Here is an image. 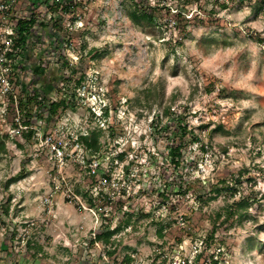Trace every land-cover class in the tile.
Instances as JSON below:
<instances>
[{
    "label": "rangeland",
    "instance_id": "obj_1",
    "mask_svg": "<svg viewBox=\"0 0 264 264\" xmlns=\"http://www.w3.org/2000/svg\"><path fill=\"white\" fill-rule=\"evenodd\" d=\"M4 1V30L32 12L61 19L22 47L19 100L35 83L69 103L34 111L42 130L26 137L15 101L0 97V264H181L200 253L195 264H264V0H77L73 12L58 10L64 0ZM57 126L100 131L86 153L103 162L95 177L74 160L54 166L35 132ZM180 142L172 159L167 145ZM106 168L116 186L96 194ZM109 228L108 242L95 239Z\"/></svg>",
    "mask_w": 264,
    "mask_h": 264
},
{
    "label": "built area",
    "instance_id": "obj_2",
    "mask_svg": "<svg viewBox=\"0 0 264 264\" xmlns=\"http://www.w3.org/2000/svg\"><path fill=\"white\" fill-rule=\"evenodd\" d=\"M15 1V0H12ZM11 3H6L4 0L0 1V11L9 9ZM6 33V34H2ZM0 37L3 38V46L0 47V97L7 95L12 101L16 103L15 117L13 128L19 134L27 130H42L40 127H34L33 125H26L21 122V116L24 112L21 111L19 106V93L18 87L24 88L23 78V59L21 55L22 45L18 42V35L16 26L12 27V30H4L0 25ZM18 81L19 83H16ZM22 88V89H23ZM105 107V106H104ZM22 112V113H21ZM39 136L40 145L49 149L51 154L50 159L53 161L55 167L61 170L70 160L77 161L80 165L87 168L88 174L95 177L99 173V168H103V162L95 154L90 158H86V153L91 151L87 149L80 137L82 135H88V129H69L65 126H57L54 130L42 134L35 132ZM116 162L117 159H116ZM106 165V164H105ZM108 167V166H105ZM110 167V166H109ZM107 173V174H106ZM110 170L106 168L105 175L96 179V183L93 186V191L96 194H100L110 186H116V182L113 178L109 177ZM49 202V198L45 199ZM194 259L188 261L183 260L181 264H193Z\"/></svg>",
    "mask_w": 264,
    "mask_h": 264
},
{
    "label": "trees",
    "instance_id": "obj_3",
    "mask_svg": "<svg viewBox=\"0 0 264 264\" xmlns=\"http://www.w3.org/2000/svg\"><path fill=\"white\" fill-rule=\"evenodd\" d=\"M32 1V4H35L37 0H30ZM136 2L137 1H145V0H135ZM62 2V1H61ZM57 5V2H52L51 4H46L47 6V9H55V6ZM77 0H74L73 2H70V1H67V0H64V3H60V5H58V10L61 11V10H66L69 8V5H71L73 7L72 9V12L74 11V7L77 6ZM183 13L182 10L179 9V12L177 14H175L176 16H179ZM41 16L42 14L39 12L38 14H34L33 12L30 13V15H22L20 16V18L18 17L17 19V23H16V31H17V35H18V42L21 43L22 45H25L27 46L28 45V38L30 37V34H31V30L39 25L45 27L48 29V32H50V30H58V28H56L57 26V22H60V18L58 15L57 17H55L51 22H49L48 24H44V22L41 19ZM154 16L155 14L153 13H150V14H147L146 12H143L142 14L138 13V12H134L132 14V18L135 20V21H138L139 19L141 18H146L148 19L149 21L153 22L154 21ZM50 29V30H49ZM32 45H34V48L35 46L37 45V42H33ZM39 48L36 49V51L38 50ZM40 52H38L39 54ZM82 78H80L81 80ZM79 80V81H80ZM16 83H19L18 81H16ZM34 86L30 85L28 86V90H26V93L24 92L23 93V96L22 98L20 99V102H19V106H20V109L22 112L24 113H29L28 114V117H29V120H26L24 123L26 125H30V119H33V114L34 111H39V110H42V111H48L49 115L50 116H53L59 109H62V108H66L68 103H69V100L65 99V98H61L59 100H50L49 98V95H50V92L49 94H47L48 91H45L46 94L44 93H41L40 90L42 89H50V84L49 85H44V86H40L38 84H33ZM79 85H81V81L78 82V84L76 86L79 87ZM47 97V99H46ZM42 98V99H40ZM105 111H104V117L108 116V113H109V107L108 105H106L104 107ZM32 114V115H31ZM180 130L182 132V134L185 136H187V134L189 133L187 128L186 127H183V126H180ZM25 136L26 137H29L32 135L33 131L32 130H27V131H23V133H25ZM100 131H96V130H91L89 132L88 135H82L80 137V140L82 141V143L84 144V146L87 148V149H90L91 151H97L98 148H99V139H100ZM5 148V141L3 140V142H0V149H4ZM167 148H168V155L172 158V159H179L180 157H182V149H183V144L180 142L178 145H167ZM119 157H123V154H120ZM175 165L176 166H179V160H176L174 161ZM19 178L23 177V174H20L18 176ZM18 178H13V179H10L9 180V184L15 182ZM225 184H227L226 182H223ZM229 185L227 184V187ZM222 188H218L216 187L214 189V193H220ZM230 189H233V187L231 186ZM2 212L4 214H7L8 213V208L6 209H3ZM117 231V229H107V230H104V231H101L97 234H95V239L97 240H100V241H106L108 242L110 237ZM160 234H161V231H160ZM31 244H29V242L27 243V246H28V250L31 249ZM30 246V248H29ZM32 256H34L32 254ZM202 256V254H197L194 258V262L193 264L196 263L197 259H199L200 257ZM126 262L130 261V258H127L125 260ZM188 261V260H186ZM214 264H216L217 262H213Z\"/></svg>",
    "mask_w": 264,
    "mask_h": 264
}]
</instances>
